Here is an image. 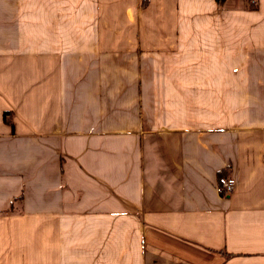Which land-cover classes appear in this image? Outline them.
Instances as JSON below:
<instances>
[{"label":"crops","instance_id":"crops-1","mask_svg":"<svg viewBox=\"0 0 264 264\" xmlns=\"http://www.w3.org/2000/svg\"><path fill=\"white\" fill-rule=\"evenodd\" d=\"M0 264H264V0H0Z\"/></svg>","mask_w":264,"mask_h":264},{"label":"built area","instance_id":"built-area-1","mask_svg":"<svg viewBox=\"0 0 264 264\" xmlns=\"http://www.w3.org/2000/svg\"><path fill=\"white\" fill-rule=\"evenodd\" d=\"M250 3L255 4L257 0H249ZM217 185L219 189L225 193H229L235 186V179L232 176L229 177H218Z\"/></svg>","mask_w":264,"mask_h":264},{"label":"trees","instance_id":"trees-1","mask_svg":"<svg viewBox=\"0 0 264 264\" xmlns=\"http://www.w3.org/2000/svg\"><path fill=\"white\" fill-rule=\"evenodd\" d=\"M9 112H3V120L6 121L10 126H12L11 120L8 119Z\"/></svg>","mask_w":264,"mask_h":264}]
</instances>
